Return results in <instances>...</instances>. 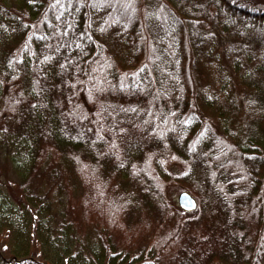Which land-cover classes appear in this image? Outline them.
I'll use <instances>...</instances> for the list:
<instances>
[{
    "label": "trees",
    "instance_id": "1",
    "mask_svg": "<svg viewBox=\"0 0 264 264\" xmlns=\"http://www.w3.org/2000/svg\"><path fill=\"white\" fill-rule=\"evenodd\" d=\"M0 157V264H264V0H0Z\"/></svg>",
    "mask_w": 264,
    "mask_h": 264
},
{
    "label": "rangeland",
    "instance_id": "2",
    "mask_svg": "<svg viewBox=\"0 0 264 264\" xmlns=\"http://www.w3.org/2000/svg\"><path fill=\"white\" fill-rule=\"evenodd\" d=\"M1 158V157H0ZM1 165H4V161H1L0 162ZM3 191L4 190V187L0 185V191ZM181 192V190L177 191L176 194L174 195L175 196V199H176V202H177V198H178V195L179 193ZM1 196V195H0ZM178 203V202H177ZM21 210L17 209V208H13L12 211H11V215H10V211H6L4 213L5 217H4V220H5V223H9L11 220H13L15 222L14 225H16V229L17 230H20L24 227V224H23V218H21V216H23L22 212H20ZM26 215V214H24ZM27 216V215H26ZM24 217V216H23ZM27 218V217H26Z\"/></svg>",
    "mask_w": 264,
    "mask_h": 264
},
{
    "label": "water",
    "instance_id": "3",
    "mask_svg": "<svg viewBox=\"0 0 264 264\" xmlns=\"http://www.w3.org/2000/svg\"><path fill=\"white\" fill-rule=\"evenodd\" d=\"M177 202L179 207L186 212H193L198 209L197 199L188 191H181L178 195Z\"/></svg>",
    "mask_w": 264,
    "mask_h": 264
}]
</instances>
